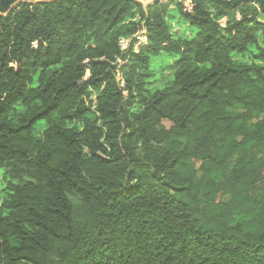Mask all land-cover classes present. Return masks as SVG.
<instances>
[{"label":"trees","instance_id":"obj_1","mask_svg":"<svg viewBox=\"0 0 264 264\" xmlns=\"http://www.w3.org/2000/svg\"><path fill=\"white\" fill-rule=\"evenodd\" d=\"M16 1L0 264H264V0Z\"/></svg>","mask_w":264,"mask_h":264},{"label":"rangeland","instance_id":"obj_2","mask_svg":"<svg viewBox=\"0 0 264 264\" xmlns=\"http://www.w3.org/2000/svg\"><path fill=\"white\" fill-rule=\"evenodd\" d=\"M244 9V7H242ZM242 8H238L235 9L234 11H231L232 14L235 16L236 19L240 18L241 15V9ZM227 16H223L219 22L222 26L225 25V23L227 22ZM172 31L173 34L175 36H183V35H187L189 33V28L185 25V24H180L177 22H172ZM138 38V43L135 46L136 50L138 49V46L140 44H144L146 43V36H145V31L142 30L139 32V35L137 36ZM129 39H122L120 41V45L121 47L127 48L128 44H129ZM37 43H34V45H36ZM172 58L174 57H169L168 55L164 54L163 52H160L157 55H152L151 56V60H150V64H151V68L153 69V75L151 76V78L149 79L150 83L148 84V87H159L162 86L164 84V82L170 77V72L167 69H161V67L163 65H165L166 63L170 62L172 60ZM93 100H95V95L93 94L92 96ZM164 124L166 126H168L170 123L168 121H164ZM199 167V165H198ZM3 184L0 183V187ZM220 199L222 200H227L228 198L226 196H222L220 197Z\"/></svg>","mask_w":264,"mask_h":264},{"label":"water","instance_id":"obj_3","mask_svg":"<svg viewBox=\"0 0 264 264\" xmlns=\"http://www.w3.org/2000/svg\"><path fill=\"white\" fill-rule=\"evenodd\" d=\"M20 0L16 1L15 3H13V5H15L16 3H18ZM50 0H33L32 2H48ZM155 1H160V0H141L139 1L141 4L143 5H148V4H151Z\"/></svg>","mask_w":264,"mask_h":264}]
</instances>
